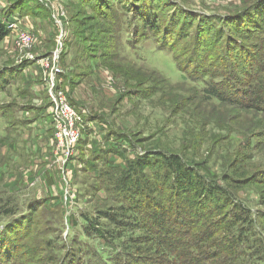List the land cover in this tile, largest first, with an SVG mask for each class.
<instances>
[{
	"label": "rangeland",
	"instance_id": "1",
	"mask_svg": "<svg viewBox=\"0 0 264 264\" xmlns=\"http://www.w3.org/2000/svg\"><path fill=\"white\" fill-rule=\"evenodd\" d=\"M49 1L67 9L62 18L67 47L65 43L58 63L53 60L60 36L53 9L42 10L40 0L20 1L21 9L28 3L20 23L34 35L31 46L21 48L16 31L0 43V71L14 74L0 90V229L13 221H19L20 235L30 229L28 255L22 249L10 252L20 256L15 264L58 263L66 241L75 257L94 243L101 247L86 239L81 227L75 229L70 216L81 209L93 213L96 206L105 210L103 205L115 203L105 190L106 177H95L93 172L107 166L110 152L88 157L86 151L93 141L102 147L105 135L125 138L130 160L134 150L157 148L195 164L198 174L204 173L200 167L206 168L215 178L212 181L229 187L248 209L264 212V116L208 100L200 83L181 77L173 57L198 36L209 44L218 42L216 49L222 50L234 31L263 28L264 0H150L159 22L175 21L172 38L183 36L173 54L167 49L170 44L155 50L165 44L162 39L134 33L144 23L134 5L147 0ZM253 40L246 37V45ZM38 61L62 68L60 85L86 112L81 159L71 162L56 153L54 131L51 126L49 133L45 130L49 97ZM89 159L94 165L88 164ZM116 159L113 165L127 162ZM155 173L148 177L155 179ZM227 176L252 179L235 186L224 181ZM46 198L52 203L58 198L57 210L43 203L30 208L35 199ZM8 209L13 212L7 214ZM26 223L32 226L25 228ZM74 234L76 239L71 240ZM0 238L6 235L0 233ZM39 241L45 242L37 246Z\"/></svg>",
	"mask_w": 264,
	"mask_h": 264
},
{
	"label": "trees",
	"instance_id": "2",
	"mask_svg": "<svg viewBox=\"0 0 264 264\" xmlns=\"http://www.w3.org/2000/svg\"><path fill=\"white\" fill-rule=\"evenodd\" d=\"M20 1L7 0L10 4L5 13L7 22H12L15 16L24 17L22 9L30 1L22 9ZM152 5L150 0L135 3L133 11H138L144 23L134 33L162 39L165 44L155 50L163 51L170 44L167 49L173 54L183 36L178 33V37L172 38L175 21L159 22ZM31 12L38 13L36 9ZM106 15L109 17L112 13ZM260 25L263 28L257 27L254 31H234L222 50L216 49L218 42L209 44L196 37L191 46L173 56L181 77L200 83L201 94L208 100L264 116V12ZM10 32L7 23L0 21V43ZM121 37L127 42L125 36ZM246 37H254L252 45H246ZM10 75L14 77L8 70L0 71V90L8 84ZM2 111L0 108V117ZM85 120L88 121L87 115ZM89 124V131L94 134L95 125ZM85 132L86 129L79 141V155ZM104 138L107 142L102 147L100 142L93 141L86 151L88 157L89 153L110 152L107 166L93 172L95 177H106L103 179L108 182L105 190L115 203L103 205L105 210L96 206L93 213L81 209L77 215L70 216L75 229L81 227L83 236L99 242L101 247L94 243V247L80 249L81 254L75 257L66 241L64 244L69 247H65L61 260L55 264H264V212L255 214L248 209L242 200L235 199L236 194L229 187L212 181L215 178L211 179L213 176L206 168L200 167L204 173L198 174L195 164L157 148L134 150V158L130 160L125 154L129 145L125 138L113 135ZM116 156L127 160V165H113L118 161ZM93 162L90 160L88 164ZM155 170V179L151 180L148 176ZM251 179L224 177L225 182L235 186ZM54 201L35 199L30 208L36 209L43 203L57 210L58 198ZM5 212L11 214L13 210ZM28 223L25 228L32 226ZM18 224L19 221H13L0 229L6 235L0 238V264H15L14 260L20 256L10 252L29 249L26 238L30 229L29 233L22 231L20 235L16 229ZM75 239L74 234L71 240ZM42 242L45 241H39L37 246Z\"/></svg>",
	"mask_w": 264,
	"mask_h": 264
},
{
	"label": "built area",
	"instance_id": "3",
	"mask_svg": "<svg viewBox=\"0 0 264 264\" xmlns=\"http://www.w3.org/2000/svg\"><path fill=\"white\" fill-rule=\"evenodd\" d=\"M46 8L53 9V17L55 19V26L57 28L58 48L53 52V60L55 63L59 62L61 52L65 46L64 25L62 18L66 16L67 9L58 7L56 4L51 3L49 0H40ZM10 4L5 0L3 3L0 0V21L7 23V28L11 32L16 31L15 36L17 43L21 48L30 47L33 43V34L30 30L21 29V19L17 16L13 17L12 22H7L5 13L8 11ZM39 62V61H38ZM40 64V75L46 82L45 87L48 90L49 106L47 111L51 118L50 126L54 131V140L56 153H61L71 162L79 158L78 145L81 139L82 133L85 129V116L86 112L84 109H80L71 102L66 94V91L60 85L61 79L59 75L62 74L63 70L58 64L50 65L49 61H41ZM55 75V77H54ZM58 75V76H57ZM59 78V81L57 79ZM67 160V161H68ZM66 161V162H67Z\"/></svg>",
	"mask_w": 264,
	"mask_h": 264
},
{
	"label": "crops",
	"instance_id": "4",
	"mask_svg": "<svg viewBox=\"0 0 264 264\" xmlns=\"http://www.w3.org/2000/svg\"><path fill=\"white\" fill-rule=\"evenodd\" d=\"M50 121H51L50 118H48L47 121H45V122H46V126L44 125V127H45V130H46L47 133H49L48 130L51 129V128L49 127V126H50ZM47 122H48L49 125L47 124Z\"/></svg>",
	"mask_w": 264,
	"mask_h": 264
}]
</instances>
